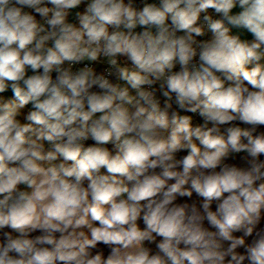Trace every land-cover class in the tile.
Segmentation results:
<instances>
[{"label":"clouds","instance_id":"clouds-1","mask_svg":"<svg viewBox=\"0 0 264 264\" xmlns=\"http://www.w3.org/2000/svg\"><path fill=\"white\" fill-rule=\"evenodd\" d=\"M0 264H264V0H0Z\"/></svg>","mask_w":264,"mask_h":264},{"label":"built area","instance_id":"built-area-1","mask_svg":"<svg viewBox=\"0 0 264 264\" xmlns=\"http://www.w3.org/2000/svg\"><path fill=\"white\" fill-rule=\"evenodd\" d=\"M194 122H197V123H198V122H199V117H196V119H195ZM90 141H91V140L87 141V142H86V145H87V144H90ZM108 147L111 149L112 146H111V145H108Z\"/></svg>","mask_w":264,"mask_h":264},{"label":"crops","instance_id":"crops-1","mask_svg":"<svg viewBox=\"0 0 264 264\" xmlns=\"http://www.w3.org/2000/svg\"><path fill=\"white\" fill-rule=\"evenodd\" d=\"M199 122H201L200 119H199ZM183 154H185V153H181L180 155H183Z\"/></svg>","mask_w":264,"mask_h":264},{"label":"rangeland","instance_id":"rangeland-1","mask_svg":"<svg viewBox=\"0 0 264 264\" xmlns=\"http://www.w3.org/2000/svg\"><path fill=\"white\" fill-rule=\"evenodd\" d=\"M93 142L92 141H90V144H92Z\"/></svg>","mask_w":264,"mask_h":264}]
</instances>
